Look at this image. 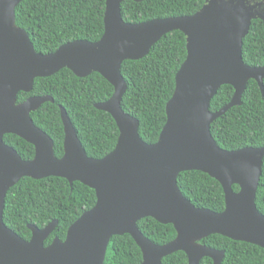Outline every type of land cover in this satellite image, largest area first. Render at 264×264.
I'll return each instance as SVG.
<instances>
[{
    "label": "water",
    "instance_id": "1",
    "mask_svg": "<svg viewBox=\"0 0 264 264\" xmlns=\"http://www.w3.org/2000/svg\"><path fill=\"white\" fill-rule=\"evenodd\" d=\"M23 1L0 0V264H104L112 238L124 235L141 249L142 264H163L178 252L187 255L189 264H201L205 258L222 264L224 251L200 243L213 235L264 249V215L256 205L264 147L227 151L211 133L215 121L242 105L251 80L264 96V66L251 67L243 60L244 39L254 20L264 22V9H249L238 0H206L193 16L128 24L121 12L127 0H107L105 33L99 42L75 41L43 55L16 25V8ZM175 31L186 36L188 54L167 103V123L159 141L150 145L140 138L139 121L122 109L127 83L121 69L126 61L146 57ZM63 69L79 78L98 73L115 90L109 101L95 105L112 116L120 132L115 150L102 159L88 157L62 107L64 156H55L53 141L31 117L44 103H53L52 97H31L18 104L19 94L30 93L36 79ZM226 85L235 91L231 102L211 112V100ZM6 135L33 145L34 159L22 160L5 143ZM191 171L221 184L223 212L198 208L183 195L178 178ZM26 177H59L71 186L80 182L95 191L97 203L69 228L64 242L56 238L45 246L57 220L42 230L29 225L32 238L25 241L5 225L4 209L10 189ZM234 186L240 191L235 192ZM145 218L173 225L176 239L163 246L154 244L138 228Z\"/></svg>",
    "mask_w": 264,
    "mask_h": 264
},
{
    "label": "trees",
    "instance_id": "2",
    "mask_svg": "<svg viewBox=\"0 0 264 264\" xmlns=\"http://www.w3.org/2000/svg\"><path fill=\"white\" fill-rule=\"evenodd\" d=\"M107 0H24L16 8V25L27 32L37 53L48 55L75 41L99 42L105 33ZM206 0H127L121 5L124 22L141 24L153 20L193 16ZM187 39L181 31L164 36L138 61H126L121 74L127 83L122 100L123 111L136 118L140 138L147 144L159 141L167 123L166 107L175 92L176 75L187 58ZM243 60L251 67L264 66V22L254 20L244 39ZM115 90L100 74L79 78L69 69L49 77L38 78L30 93H20L18 104L31 97H52L31 113L36 127L54 143L55 156H64L65 131L60 107L64 108L88 157L102 159L113 152L119 129L112 116L97 110L96 104L109 101ZM233 87L223 86L210 102L211 112L231 102ZM211 133L218 146L227 151L264 147V96L258 83L251 80L242 98V105L233 107L215 121ZM5 143L15 149L24 161H32L35 148L15 135H6ZM178 186L196 207L216 213L225 210V193L221 184L198 171L182 173ZM240 188L234 186V191ZM94 190L66 179L49 177L41 180L23 178L7 194L4 209L5 225L25 241L32 233L28 226L46 228L53 221L58 225L46 240L65 241L69 228L87 211L95 207ZM256 205L264 215V161ZM140 232L158 246L174 241L173 225H162L152 218L138 222ZM202 245L225 251L222 264H264V249L236 242L220 235L201 241ZM143 254L130 235L112 238L104 264H142ZM163 264H189L183 252L163 260ZM201 264H213L205 258Z\"/></svg>",
    "mask_w": 264,
    "mask_h": 264
},
{
    "label": "flooded vegetation",
    "instance_id": "3",
    "mask_svg": "<svg viewBox=\"0 0 264 264\" xmlns=\"http://www.w3.org/2000/svg\"><path fill=\"white\" fill-rule=\"evenodd\" d=\"M241 4L245 5L249 9H254L257 11H262L264 9V0H238ZM259 20V19H258ZM234 189V187H233ZM240 191V190H239ZM226 203V201H225ZM226 208V207H225ZM201 243V242H200ZM212 249V248H211ZM216 250V249H214ZM219 251V250H218ZM225 252V251H224ZM204 260V259H203ZM202 260V261H203ZM201 261V262H202ZM224 262V261H223ZM214 264V263H213Z\"/></svg>",
    "mask_w": 264,
    "mask_h": 264
}]
</instances>
